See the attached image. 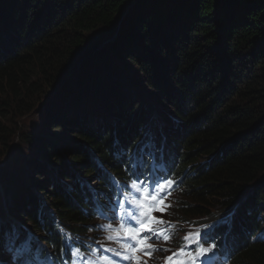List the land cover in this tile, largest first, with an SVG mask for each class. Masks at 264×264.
<instances>
[{
	"label": "trees",
	"instance_id": "16d2710c",
	"mask_svg": "<svg viewBox=\"0 0 264 264\" xmlns=\"http://www.w3.org/2000/svg\"><path fill=\"white\" fill-rule=\"evenodd\" d=\"M46 1H54L53 20L61 14V25L52 31L53 24L48 21L28 32L34 21L26 11L28 1L0 0V17L8 18L7 24H13L17 30L9 32L5 24L2 25L5 29L0 27L1 156L18 130L7 124L9 115L13 119V113L29 110L41 95H53L80 59L83 60L81 67L67 80L66 89L73 84L77 90L81 88L88 93L82 87V81L89 76L84 71L87 64L103 50L100 61L111 66L109 62L117 59L123 50L128 56L132 54L131 61L136 66L141 69L145 66L142 70L147 84L157 94L155 100L162 99L168 104L166 113L176 123L166 137L178 154L182 151L181 163L189 166L192 174L186 183L184 212L203 216L215 209L218 213L217 208L232 206L248 190H252L257 200L264 196V0H140L126 16L125 26L102 50H98L102 45L97 37L111 35L116 20L131 0H30L35 9L40 4L48 5ZM18 3L25 5L22 16L15 7ZM178 29L185 36L176 41L173 38ZM169 42L176 43L175 47L163 52ZM242 56L248 62L244 60L246 67L238 74L234 72L237 77L233 79L232 65ZM164 57L175 60L170 81L164 79L165 71L158 63ZM225 59L227 64L222 66ZM96 70L102 76V71ZM104 76L105 80L100 78L103 85L96 103L107 108L111 107L112 100L121 104L113 83L116 80H110L107 69ZM75 88L72 94L80 93L81 100L82 91ZM70 96L69 89L59 96L66 100L57 107L52 103L51 110L62 117L73 115L76 133L75 148L71 151L74 153L67 161L69 150L57 152L48 145L43 151L44 157H48L54 150L51 165L55 174L51 173L44 191L46 209H51L64 224L85 220L78 186L76 191L65 186L72 178L71 169L93 176L96 167L91 155L94 153L115 171L111 158L113 139L117 138L120 143L135 141L134 125L143 120L140 116L144 112L139 105L129 111L121 109L119 121L115 118V123L107 120L99 124L87 114L86 107L82 108L81 116L75 109L70 110L66 103ZM156 104L159 112L164 110L161 101ZM50 118L49 115L48 124L60 128ZM20 139L42 152L35 136L22 132ZM3 170L0 167V174ZM17 176L15 172L8 179L16 183ZM38 189L44 188L38 184ZM38 205L36 195L28 193L15 201L14 210L32 229H38L43 241H54L56 236L46 209L43 232L39 230ZM242 208L244 212L237 223L249 230L253 216H247V208ZM252 239L251 235L243 237L234 264H264V243H257L255 238L250 243ZM224 248L237 250L234 244Z\"/></svg>",
	"mask_w": 264,
	"mask_h": 264
},
{
	"label": "rangeland",
	"instance_id": "374dc122",
	"mask_svg": "<svg viewBox=\"0 0 264 264\" xmlns=\"http://www.w3.org/2000/svg\"><path fill=\"white\" fill-rule=\"evenodd\" d=\"M28 1L27 9L30 15L33 16V23L32 27L28 30L30 32L35 28L37 25H43L46 24L48 21L52 22V26L50 25V28L52 31L55 30L56 27H59L61 25V14H58L56 16L55 20H53L54 17V1H46L48 2V5L40 4L36 9L34 8V4ZM58 1V0H57ZM63 1V0H62ZM25 5L17 4L15 7H18L19 12H24ZM60 6V4H59ZM61 7L64 9V6L61 5ZM60 13V12H59ZM24 14V13H23ZM38 20V22H37ZM21 21V20H19ZM127 20L124 21V23L121 25L125 26ZM8 18L4 17L2 15L0 17V27L1 29H5L2 25L5 24L7 26V30L10 31H17L14 28V25L11 23H8ZM117 23V21H116ZM115 23V24H116ZM50 24V23H49ZM9 25V26H8ZM120 28V31H121ZM119 31V32H120ZM12 32V33H13ZM14 35V33H13ZM12 35V36H13ZM176 41L179 39H183L185 36V32L181 29H178L175 33ZM187 36V34H186ZM114 40V39H113ZM112 40V41H113ZM111 41V42H112ZM176 43L169 42L166 46V49L162 50L165 52L166 50L173 49L175 47ZM102 46L100 49L102 50V47L105 45L104 43L101 44ZM100 50V51H101ZM107 50V48L105 49ZM108 53L105 55L107 56ZM137 55V54H136ZM153 55V54H152ZM151 55V56H152ZM122 50L120 53V56L117 57L115 60H111L109 63H111V66L108 63L101 62L100 58L103 56V50L100 52L99 57L96 56L93 58L91 62L87 64V67L85 68V72L89 76H86V78L82 81L83 88L87 90L88 93L83 91L81 88L80 90H77L73 84L70 86V92L71 96L67 100V105L70 110L75 109L76 113H80L79 116L82 115V108L86 107V111L89 112V116L92 117V119L97 120L99 124H104L107 120L114 121L115 118H120L119 111L122 109H125L129 111L131 110V107L134 106H140L141 109H143V113L140 117L143 119H146V117H152L153 119L159 118L161 113L157 110V101L163 104L162 107L164 108V112H166L169 107L168 104L163 102L162 99L155 100L157 94L152 92V88L147 84L148 79L145 76L146 74L143 72L145 69V66H136L133 61H131L130 57ZM154 58V56H152ZM95 58H98L94 60ZM153 58L149 60H153ZM245 57H241L238 62L234 63L232 65V75L234 76L233 79L237 77V74L240 72L241 68H245L246 65L243 64ZM140 62H143L144 59H139ZM248 62V59H246ZM146 62V61H145ZM222 66L227 64V59H225ZM160 64V68L164 69L165 73L163 74L164 79L171 78V73L173 72L175 60L164 57L162 61H158ZM140 64V63H139ZM158 66V65H157ZM96 68H99L100 71H102V76H104V70L107 69V71L110 73V80L113 79L116 80L114 83L115 92L118 94V98H121V104L117 103V101L112 100L111 107L107 108L102 106L99 103H96L95 100H97L99 96L100 86L103 85V83L100 81L101 79H104L102 76H99V73H97ZM95 71V72H93ZM171 71V73H170ZM92 72V73H90ZM161 72V71H160ZM236 72L237 74H235ZM83 71L77 76H81ZM234 73V74H233ZM106 79V78H105ZM104 79V80H105ZM73 80V79H72ZM103 80V82H104ZM126 84H125V83ZM124 84V85H123ZM76 89L77 91H82L81 100H79L80 93L73 96L72 92L73 89ZM65 89L61 94H58L56 96L51 95H41L39 98V101L29 110H24L22 113H13L14 118L9 115L6 119V122L8 125H11L12 128H17L16 134L13 136L9 142H7L6 147L3 150V155H0V167H2L4 170V173L0 174V221L2 218L8 217L9 220L19 222V215L18 213H15L14 210V204L17 199H20L21 196H24L28 193H34L36 197L38 198H44L46 194L44 193L45 187L47 183H49L50 175L55 174V170H53V167L51 165V161L53 159V152H50L48 154V157H44L43 151L46 149L48 145H52L57 152L65 153L69 150L67 154V161L69 157L74 153L71 150L75 148V139L74 135L76 133V128L74 124V117L72 114L59 116L56 112L53 113L51 110V104L54 103V106L57 107V105H60L66 98L59 97L62 95L65 91L69 90ZM92 92V94L89 93V90ZM92 89V90H91ZM97 98V99H96ZM56 101V102H54ZM81 102V103H80ZM82 104V107H81ZM120 105V106H118ZM55 107V108H56ZM81 107V108H80ZM78 108H80V112H78ZM115 109V110H114ZM49 115L52 117L50 120L57 121L56 125H60V128H53L51 124H48ZM168 119L173 124H176L169 116L162 115V119ZM91 119V118H90ZM58 129V130H57ZM28 133L35 136L38 143V145L41 147L42 152H39V149H33L31 146L22 143L20 140V133ZM1 147V146H0ZM33 160L35 163H33ZM68 163V162H67ZM37 167H42V170L38 169ZM22 168H25V171H20ZM191 169V168H190ZM18 174L17 179L18 182L13 183L11 182L10 178L8 177L12 175V178L14 174ZM80 172V171H79ZM78 172V173H79ZM41 174H45L44 176ZM27 178L28 180L25 181L23 178ZM45 178V179H44ZM42 179V180H41ZM32 181V182H31ZM41 181V182H40ZM6 185H5V184ZM38 184L42 185V188H44L42 191L38 189ZM264 189V183L262 184ZM1 193L3 194L1 196ZM251 191L248 195H250ZM4 200V201H3ZM263 198L256 202L257 205L261 204L263 201ZM6 201V202H5ZM22 201V199L20 200ZM8 206L10 208L8 209ZM8 212V213H7ZM23 219V218H21ZM241 220V218L239 217ZM24 220V219H23ZM74 226V225H73ZM74 227H77L75 225Z\"/></svg>",
	"mask_w": 264,
	"mask_h": 264
},
{
	"label": "snow or ice",
	"instance_id": "6c2138e0",
	"mask_svg": "<svg viewBox=\"0 0 264 264\" xmlns=\"http://www.w3.org/2000/svg\"><path fill=\"white\" fill-rule=\"evenodd\" d=\"M172 181L167 183L153 181L152 184H146L143 182L132 181L130 184L137 196L132 197L128 201L132 206L138 209L139 217L138 220L137 212H130L129 219L122 221L118 229H112L111 225L106 226L108 229H112L116 232V235H109L108 240H115L120 238V233L123 232L126 242L121 246L123 251H115L113 249L105 248V252H113L115 257L121 258L125 261H135V264H140L139 258L133 254L138 251H144L146 255L157 249L147 246V241L156 237L157 239L163 238L165 241L169 239V236L164 233L163 229L157 228L156 225H163L164 221L157 220L152 213L153 212H164V200L162 196L171 187ZM155 185V187H154ZM119 206L122 208L125 201H117ZM137 224L139 226H137ZM206 233L199 231L195 236L186 235L184 240L186 242L193 241L197 246L195 251H192L193 243H185L177 252L173 253L172 256L166 258V264H206L207 257L214 250V245L210 247H203L205 243ZM165 251L167 249H164ZM30 252V248L21 245L16 249L14 259L17 264H39L36 260H27L26 257ZM73 257L80 256L79 250L72 251ZM95 255V249L92 250L90 256ZM178 257H181L178 259ZM186 257V259L184 258ZM72 264H77L74 259ZM80 264H118V261H114L108 256L101 255L96 259L85 258L81 260Z\"/></svg>",
	"mask_w": 264,
	"mask_h": 264
},
{
	"label": "water",
	"instance_id": "95a60500",
	"mask_svg": "<svg viewBox=\"0 0 264 264\" xmlns=\"http://www.w3.org/2000/svg\"><path fill=\"white\" fill-rule=\"evenodd\" d=\"M139 1L140 0H131V3L129 5V7H127L126 10L124 11V13L121 14L119 16V18L116 20L117 23L115 24L114 30H113V32L111 33L110 36H108L106 38H104L103 35L100 36V37H97L98 41L100 42L99 43L100 45L102 43L106 44L109 39H110L109 41H112L116 37V35L118 34V32H119V30L121 28V25L124 23V21L126 19V16L131 11L132 7L135 6ZM99 49H100V47L98 48V50ZM82 62H83L82 59H80V60H78L76 62V66L74 67V69L73 70L71 69L70 71L67 72V74L65 76L66 79H64V80H62L60 82V84L57 87V90L54 91L55 93L53 95H51V96H56L58 94H61L67 88L66 87L67 86V80H69V78L73 77V75L78 71V69H80Z\"/></svg>",
	"mask_w": 264,
	"mask_h": 264
}]
</instances>
